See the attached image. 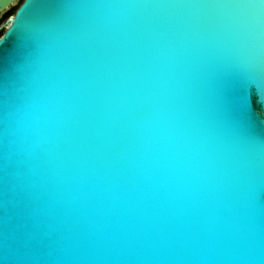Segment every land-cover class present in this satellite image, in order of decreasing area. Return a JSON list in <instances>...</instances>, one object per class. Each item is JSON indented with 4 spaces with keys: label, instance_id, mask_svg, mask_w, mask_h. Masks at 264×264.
<instances>
[{
    "label": "water",
    "instance_id": "obj_1",
    "mask_svg": "<svg viewBox=\"0 0 264 264\" xmlns=\"http://www.w3.org/2000/svg\"><path fill=\"white\" fill-rule=\"evenodd\" d=\"M1 26L0 264H264V0H22Z\"/></svg>",
    "mask_w": 264,
    "mask_h": 264
},
{
    "label": "snow or ice",
    "instance_id": "obj_2",
    "mask_svg": "<svg viewBox=\"0 0 264 264\" xmlns=\"http://www.w3.org/2000/svg\"><path fill=\"white\" fill-rule=\"evenodd\" d=\"M244 104L249 115L255 114L264 118V90H249Z\"/></svg>",
    "mask_w": 264,
    "mask_h": 264
},
{
    "label": "rangeland",
    "instance_id": "obj_3",
    "mask_svg": "<svg viewBox=\"0 0 264 264\" xmlns=\"http://www.w3.org/2000/svg\"><path fill=\"white\" fill-rule=\"evenodd\" d=\"M20 1H22V0H18L16 3H14L12 6H17L19 3H20ZM10 10H12V9H8V11H6L4 14H3V16L0 18V34L2 33V31L4 30V27H2L1 26V24L4 22V21H6V19H7V14H9V11ZM10 14H13V12L12 13H10Z\"/></svg>",
    "mask_w": 264,
    "mask_h": 264
},
{
    "label": "flooded vegetation",
    "instance_id": "obj_4",
    "mask_svg": "<svg viewBox=\"0 0 264 264\" xmlns=\"http://www.w3.org/2000/svg\"><path fill=\"white\" fill-rule=\"evenodd\" d=\"M12 7H13V6L10 5L9 9H11ZM6 11H8V10H6ZM6 11H4V12L1 13L0 18L3 16V14H4ZM14 11H15V10H14ZM13 13H14V12H13ZM9 15H11V14H10V11H9V14H7V17H8Z\"/></svg>",
    "mask_w": 264,
    "mask_h": 264
},
{
    "label": "trees",
    "instance_id": "obj_5",
    "mask_svg": "<svg viewBox=\"0 0 264 264\" xmlns=\"http://www.w3.org/2000/svg\"><path fill=\"white\" fill-rule=\"evenodd\" d=\"M20 2H21V1H20ZM18 5H19V4H18ZM18 5H17V6H18ZM17 6H13V7L11 8L12 10H10V13L14 12V10L17 8Z\"/></svg>",
    "mask_w": 264,
    "mask_h": 264
}]
</instances>
